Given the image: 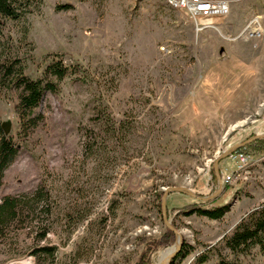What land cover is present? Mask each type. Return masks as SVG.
Here are the masks:
<instances>
[{
  "label": "rangeland",
  "instance_id": "1",
  "mask_svg": "<svg viewBox=\"0 0 264 264\" xmlns=\"http://www.w3.org/2000/svg\"><path fill=\"white\" fill-rule=\"evenodd\" d=\"M256 18L259 36L245 30ZM216 24L198 30L168 0H43L6 20L0 64L17 61L36 78L56 52L76 70L44 96L35 125L22 123L12 81L1 87L0 121L19 151L0 199L40 186L49 195L0 233V264H36L37 242L59 245L53 264H162L180 238L191 250L177 264H217L219 253L264 264L258 247L236 256L223 240L264 206V0H230ZM242 150L247 160L234 156ZM225 152L220 173L232 179L220 183ZM191 202L229 208L186 214Z\"/></svg>",
  "mask_w": 264,
  "mask_h": 264
},
{
  "label": "trees",
  "instance_id": "2",
  "mask_svg": "<svg viewBox=\"0 0 264 264\" xmlns=\"http://www.w3.org/2000/svg\"><path fill=\"white\" fill-rule=\"evenodd\" d=\"M42 2L43 0H0V33L6 20L25 17L38 9ZM66 6H73V4L70 3ZM58 55L59 53L56 52L45 54L49 62L44 69V74L36 78L29 76L23 66L17 65V61L9 64H0V90L8 79L12 81L14 87L19 89L20 99L17 104V110L20 113L23 124L30 122L31 125H35L38 123L40 113L36 112V108L44 96L49 91H58L60 89V80L76 70L74 65L65 63L61 57L57 58ZM110 126L113 131L119 128L114 121L110 122ZM242 147H239V149H242ZM18 151V145L12 136L7 135L0 121V180ZM48 195L49 193H45L42 186L35 188L30 193L5 194L0 199V233H4L7 226L15 222H21L25 215L29 216L31 213L38 212V208L41 205V207L48 206L47 202H44V205L41 204V200L48 198ZM41 207L40 209H42ZM228 208L229 204L227 203L206 207L199 203L191 202L186 204L183 210L186 214L197 213L211 218H221ZM47 230L43 228L38 231V240L46 236ZM173 236L174 232L169 228L163 234L162 241L164 242L162 244L166 241H171ZM223 240L224 245L236 256L249 253L256 247L264 252V206L250 211L238 222L231 234L224 236ZM171 249L174 248H167L166 251ZM190 250L191 245L183 241L180 249L172 256L171 264H177L179 260L184 259ZM30 252L35 256L36 264H43L45 260L53 264L59 255L60 248L57 243L47 242L41 244L37 242ZM208 258L209 252L205 251L198 256V261L204 262ZM138 264L152 263L142 258ZM217 264H240V262L219 253Z\"/></svg>",
  "mask_w": 264,
  "mask_h": 264
},
{
  "label": "built area",
  "instance_id": "3",
  "mask_svg": "<svg viewBox=\"0 0 264 264\" xmlns=\"http://www.w3.org/2000/svg\"><path fill=\"white\" fill-rule=\"evenodd\" d=\"M177 7L185 9L190 16L196 21L197 29L205 27H217L216 20L226 16L230 11V0H170ZM253 24V25H252ZM251 35L259 36L262 34L261 21L256 18L246 29ZM241 150V149H240ZM234 156L240 160H247L249 155L246 151H238ZM224 181H230L232 174H223Z\"/></svg>",
  "mask_w": 264,
  "mask_h": 264
},
{
  "label": "water",
  "instance_id": "4",
  "mask_svg": "<svg viewBox=\"0 0 264 264\" xmlns=\"http://www.w3.org/2000/svg\"><path fill=\"white\" fill-rule=\"evenodd\" d=\"M2 124H3V127H4L5 123H2ZM4 129H5V127H4ZM5 132H6V130H5ZM6 133H7V132H6ZM263 136H264V134H263ZM238 145H241V144L234 145L233 147L230 148V150L235 149ZM225 154H226V152H225L224 154L220 155V156L217 158V160L215 161V165H214V166H215V169H216L217 177H218L220 183L222 182V176H221L220 169H219V162H220V159L222 158V156H224ZM174 188H175V189H179V190H186V191H188L189 193H191L192 195L198 196L197 193H195V192H194L191 188H189V187L181 186V187H174ZM163 204H165V201L163 202ZM163 213H164V215L166 216V207H165V206H164V208H163ZM168 225H170L175 231H177L179 237H181L179 231H178L176 228H174L173 225H171L170 222H168ZM181 242H182V240H181V238H180V241L178 242V245H177L176 249L173 250V252L171 253L172 255H174L175 253H177V251L180 249V247H181Z\"/></svg>",
  "mask_w": 264,
  "mask_h": 264
},
{
  "label": "bare ground",
  "instance_id": "5",
  "mask_svg": "<svg viewBox=\"0 0 264 264\" xmlns=\"http://www.w3.org/2000/svg\"><path fill=\"white\" fill-rule=\"evenodd\" d=\"M168 2L174 6V7H177V5L175 3H173L172 1L168 0ZM179 8V7H178ZM174 249H171V250H168L166 251V254H165V257H164V261L162 262V264H166L167 261H168V258L170 255H172L171 253L173 252Z\"/></svg>",
  "mask_w": 264,
  "mask_h": 264
}]
</instances>
